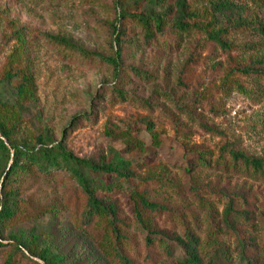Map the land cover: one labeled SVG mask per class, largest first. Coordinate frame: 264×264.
I'll use <instances>...</instances> for the list:
<instances>
[{"label":"rangeland","instance_id":"374dc122","mask_svg":"<svg viewBox=\"0 0 264 264\" xmlns=\"http://www.w3.org/2000/svg\"><path fill=\"white\" fill-rule=\"evenodd\" d=\"M134 1L0 0V80L11 69L15 75L0 84V98L19 115L0 114L10 140L33 147L47 134L81 160L131 171L113 193L96 189L95 196L113 210L123 236L118 248L133 264H181L188 240L199 243L201 264H212L210 257L235 264L238 238L264 264V172L215 164L229 163L231 148L264 162V0H142L132 15H164L169 28L183 10L184 23L196 29L146 38L126 19L117 35L119 14ZM218 32L226 48L207 35ZM117 53L123 67L116 79L105 59ZM22 73L32 87L21 106ZM203 156L210 166L199 163ZM4 167L2 158L0 173ZM87 175L105 183L103 174ZM2 182L0 196L12 192L20 208L0 222V264H43L14 251L13 237L49 246L63 264H114L82 230L84 198L67 172L31 171ZM138 195L160 210L141 206Z\"/></svg>","mask_w":264,"mask_h":264},{"label":"trees","instance_id":"16d2710c","mask_svg":"<svg viewBox=\"0 0 264 264\" xmlns=\"http://www.w3.org/2000/svg\"><path fill=\"white\" fill-rule=\"evenodd\" d=\"M141 2L142 0H135L133 4L128 2L125 3V9H123L119 14L120 28H116L117 35L120 31H123V25L127 21L126 19H134V21L142 27L146 38H154L155 36L169 37L171 33L175 34L176 32H186V28L196 29L197 27L196 24L188 25L184 23L183 10L180 12V17L176 18V23L169 28H166V21L163 19L164 15L145 17L142 15H132L130 7L132 5L138 7V4ZM219 6L228 7L229 5L221 3ZM220 34L221 32L207 33L208 37L212 41L220 47L226 48V45L223 44L222 39L219 36ZM57 43L64 45L65 48L77 50L71 45H68L64 40H59ZM169 46L171 45L169 44ZM79 52L80 54H83L84 57H93L91 53H86L81 50H79ZM105 60L113 67V73L117 79L121 71L120 69L123 67L118 61V53L111 55ZM134 72L137 73L138 71L134 70ZM14 76L15 75L12 73V69L7 71L4 74V77L0 80V84L5 81H10ZM31 87L30 76L22 73L21 79L16 85V100L19 102V105L22 106L27 102L25 101V97H27V94H31ZM112 92L117 94L121 101L126 100V94L120 90L113 89ZM7 110L10 111L11 114L16 115V120L19 118L18 113H14V111L9 108V105L2 102L0 98V114L2 112H6ZM4 118H7V116L0 115V159L3 158L6 161V167H4L0 173V178L4 179L2 186H5V182H8L11 177L22 173H30L31 171L38 172L45 176L56 171L67 172L71 177H73L77 185L80 187L81 194L84 198V206L82 207V211L79 215L82 230H86L91 236H94L97 242L102 246L103 250L106 252V248L109 250V255L114 264H133L131 258L126 254L123 255L121 249L118 248L121 240H123V236L120 233V227L118 226L117 221L111 217L113 210L110 206H106L101 199L95 196L96 189L106 192V194L113 193L116 188L115 186H117L116 183L119 182L118 180H120V178L125 179L130 176L129 174L131 173L129 172L131 171H127L130 165L126 164L125 170L127 172L121 173V170L124 168L123 166L118 167L116 164L112 163L98 165L86 160H81L71 154L63 146V144L53 142L47 134H42L35 138V144L33 147H30L26 143L15 144L10 140L12 129L7 128ZM76 119L77 117L72 118L71 123L74 124ZM204 128L207 129L206 126H204ZM228 152L230 154L229 163L218 159L215 164H222V167L231 168L233 170H242L241 172L251 171L255 174L264 172V162L260 159L249 157L242 152L233 150L232 148L229 149ZM199 163L204 166H210V161L207 160L206 156L200 157ZM89 171L106 176L103 186L96 185V183L88 177L87 174ZM137 200L141 206L146 207L151 211L156 212L160 210L159 205L150 203L139 195L137 196ZM19 208L20 206L16 202L13 193L10 191L5 192L2 196H0V222L9 221L16 217V212L19 211ZM135 212L136 214L138 213V218H140V212L138 210ZM231 214H234L232 207H227L225 209L224 217L227 224H230L229 218L231 217ZM105 231H107V235H105ZM151 231L152 230L148 228L149 234H151ZM102 236H104L107 245L104 243V238ZM149 236L152 235H148L146 238V245L148 249L155 247L154 242L150 241ZM187 239L190 238L187 237ZM11 240L13 241L12 245L14 251L19 252L20 254L24 255L23 251L25 250L29 256L37 258L43 264H63V257L53 253L47 245L40 246L39 244H34L33 242L26 243L17 237H13ZM33 241L35 242L36 239H33ZM236 241L238 243V247L240 248V252L238 255L239 259L235 264H255V254L250 252V248L246 247L243 240L238 238ZM187 242L189 243L187 245L190 249L187 256L179 262L181 264H201L200 255L197 253L199 243L192 240H188ZM1 247H3V245L0 241V248ZM246 249H248V251H246ZM163 254H170L168 247H163ZM210 261L212 264H215L218 259L217 257H210L208 262Z\"/></svg>","mask_w":264,"mask_h":264}]
</instances>
